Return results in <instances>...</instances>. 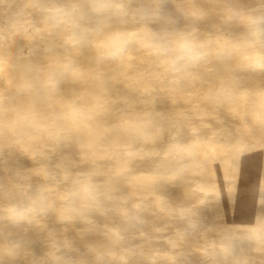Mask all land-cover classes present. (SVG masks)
Listing matches in <instances>:
<instances>
[{"label":"rangeland","instance_id":"rangeland-1","mask_svg":"<svg viewBox=\"0 0 264 264\" xmlns=\"http://www.w3.org/2000/svg\"><path fill=\"white\" fill-rule=\"evenodd\" d=\"M194 1L198 4L205 2ZM157 5L161 10L160 16L132 27L131 36L146 25L158 42L170 43L177 32L188 30V26L178 19L161 23V16L167 14V7L159 0H139L138 8L151 9ZM221 16V12L215 10L209 16L210 22L197 28L200 39L213 42L208 60L176 79L165 71L162 63L155 64L153 58L152 62L137 66L136 73L130 75V79L122 78L119 72L125 70L126 61H135L134 53L150 51L148 38L144 35L142 40L145 39L147 44L142 49L140 46L130 49L129 46L128 55L120 62L98 64L96 57L100 38L78 49L69 48L64 44L61 29H50L35 19L26 20L23 27H20V22L14 23L20 24L17 27L21 29V39L15 40L0 30V99L6 101L8 110L5 113L8 117H14L15 113L9 109L18 105L40 110L39 113H31L30 124H19L11 130L4 127L0 131V165L8 166L2 171L12 173L4 185L0 184L1 206L31 195L30 192L22 193L21 188L30 185L35 190L37 186L48 184L55 187L49 189V200H54L57 209L60 207L59 189L66 190L74 176L84 173V166L80 163L75 165L67 159L71 154L76 157L85 154L82 145L85 136L80 127L84 122L62 120L66 126L77 124L78 127L61 130L53 139L46 138L50 146L31 141V146L37 151L33 155L22 144L29 141L28 135L33 133L46 137L44 127L37 125L40 119L37 114H41L48 123H54L57 121L54 120L56 115L44 109L61 113L67 105L75 104L92 109V118L85 122L94 126L103 125L101 139L116 138L120 141L117 153H110L98 141L95 143L96 151L103 156L104 168L109 169V178L115 177L113 170L125 165V175L120 177L124 184L132 172L142 167H148L150 171L174 172L176 176L170 180L140 181L134 191L147 192L145 188L154 190L167 197L171 207L183 204L193 208L191 217L181 216L173 210L158 209L152 194H128L123 188H116L112 190L115 199L105 202L106 211L103 214L93 212L90 224L79 221L59 223L55 211L41 217L44 228L54 226L58 232L65 230V237L57 233L53 241L44 234L40 223L18 227L0 223V264H52L49 254L53 244L62 245L66 239L72 245V251L67 253L72 264H264V241L255 242L250 236L239 235L243 230L233 226H227L229 234L226 236L212 234L206 226L219 218V213L215 211L218 207L230 211L223 213L221 221L224 224L229 220L242 221L241 205L237 198L247 201V193L264 197V188L245 192L240 187L251 183L255 172L240 171L235 178L222 174L223 170L228 171L233 166L264 172V78L254 75V68L245 66L248 62L255 64L264 54V48H238L230 54L218 56V48H231L246 35L243 24H224ZM84 22L92 25L95 19L90 17ZM66 57H71L82 69V77L65 78L58 91L50 97L31 96L17 91L22 75L29 68L47 69ZM100 73L102 77L97 79ZM244 90L249 94L246 99L241 97ZM236 96L238 99L235 100ZM48 98L56 101L50 103ZM130 121L142 124L146 132H157L155 140L144 139L127 129L125 125ZM239 123L244 126L257 125L260 129L255 130L252 137L241 135L236 130ZM241 129L247 131L246 127ZM209 134L213 141L224 145V151L217 157L218 163L213 164L214 154L208 149L200 160L209 169L201 173L182 171L181 162L196 157L188 155L186 148H194V142L207 138ZM240 139L247 143L241 144ZM255 143L261 149H257ZM173 144L180 146V155L166 158L164 153ZM256 151H259V159L251 160ZM242 158L243 164L238 163ZM160 163L166 165L164 169H159ZM224 166L226 169L222 168ZM21 171L24 174L19 177ZM45 171L53 174L54 179L45 180ZM196 181L211 184L221 189L223 194L218 196L215 192L192 187ZM185 186L187 190L183 189ZM8 195L9 198L6 197ZM136 203L142 209V222L124 223L117 209H131ZM236 206L238 209L231 211ZM250 211L264 213V202L254 203ZM87 226H91L92 234H77ZM113 229H119L123 237L118 243L113 242ZM176 229L180 233L178 237L181 243L175 236ZM260 238L264 239V234L260 233ZM10 241L21 245V251L15 258L3 252ZM88 243H92L91 248ZM180 248L185 249L183 254L178 252ZM163 254L166 258L162 257ZM182 257H186V260Z\"/></svg>","mask_w":264,"mask_h":264},{"label":"clouds","instance_id":"clouds-1","mask_svg":"<svg viewBox=\"0 0 264 264\" xmlns=\"http://www.w3.org/2000/svg\"><path fill=\"white\" fill-rule=\"evenodd\" d=\"M43 22L50 29H61L63 41L66 47L81 48L93 40L100 38L101 43L97 51V63L120 62L129 52V45L133 37L122 31L113 30L112 22L131 16L137 17L141 22L150 21L160 16V7L157 5L151 9L130 8L128 0H69L68 3L53 4L49 7H41ZM197 18H203V11L190 13ZM94 17L95 23L88 25L84 23L88 18ZM171 22V21H169ZM221 22L230 24L241 23L245 27L246 35L238 44L231 48L220 47L216 50L218 56L230 54L232 50L264 48V8H258L251 12L227 8L223 11ZM140 34L148 38L150 51L153 55L162 59L165 71L174 79L188 72L201 63L208 60L211 52V40H202L198 37L197 30L179 31L175 39L170 43L157 41L154 33L143 26ZM246 67L264 68V57H261L257 64L246 63ZM83 76L82 69L71 57L59 60L47 69L34 70L29 68L21 77L17 91L31 96L50 97L54 95L65 78L79 79ZM102 73L97 74V79ZM8 107L4 99H0V111H7ZM92 118V109L70 104L66 110L54 116V120H63L72 123H83ZM31 114L17 112V122L20 125L30 124ZM180 155L179 145H169L164 156ZM45 180L54 179V175L45 171ZM20 191L30 192L26 199H21L0 206V223H7L13 227L23 224L39 223L41 217L50 212L57 213L59 223L82 222L92 223L91 214L98 212L103 214L106 209L104 204L115 198L110 194L104 185L97 182L95 173H79L71 180L70 186L61 194V205L57 209L55 204L49 200V188L47 185H40L32 190L31 186L21 188ZM123 203V202H122ZM141 207L133 205L131 209L121 207L117 209L121 219L126 224L140 223ZM114 243H118L123 237L119 229L112 230ZM21 251L18 242L10 241L3 249L5 255L15 258ZM72 251L71 242L67 239L63 244H53L50 259L52 264H72L71 258L67 255Z\"/></svg>","mask_w":264,"mask_h":264},{"label":"bare ground","instance_id":"bare-ground-1","mask_svg":"<svg viewBox=\"0 0 264 264\" xmlns=\"http://www.w3.org/2000/svg\"><path fill=\"white\" fill-rule=\"evenodd\" d=\"M161 3H163L167 7V14L161 16V23H168L169 21L177 20L183 24H186L188 26L187 31H191L192 29L199 28V25H203L204 23L210 22V17L212 16V12L215 10H219L221 14L223 11L227 8L237 9L241 10L245 13L251 12L258 8H264V0H204L205 2L202 4L196 3L194 0H159ZM35 2V3H34ZM69 0H0V24H3L0 26V30H3L6 34H8L11 38L21 39L20 35V27L24 26V23L28 19H35L38 22H43V15L41 13V7H49L53 4H61V3H68ZM130 8L132 10L139 9V0H128ZM214 2H217L216 4ZM214 4V5H213ZM203 11L205 13V16L203 18H197L195 15H191L190 13L193 12H199ZM176 17V18H175ZM94 18V17H93ZM184 21H182V19ZM95 19V18H94ZM208 19V20H207ZM20 22V24H14ZM13 23V24H12ZM85 23V22H84ZM142 22L134 16H129L124 18V21L121 22L119 19L114 20L112 22V28L109 29V31L118 30L122 32H126L131 35V28L137 25H140ZM45 24V23H44ZM20 27H17L19 26ZM211 25L215 24L211 22ZM140 30L136 33V35L132 36V42L130 43V49L134 48L135 46H140L142 49L146 44L147 41L145 39L142 40L143 35L140 34ZM175 30V29H174ZM172 32V31H171ZM1 34V33H0ZM171 42V41H170ZM136 55L135 61H126L125 70L120 71L121 75L123 76V79H130V75H134L136 73L137 66H141L142 64L146 62H152L151 58L154 59V63H162V59L160 57H157L156 55H153L151 51H137L134 53ZM131 55V54H130ZM261 57H264V54L261 55L256 61L255 64H257ZM255 73L254 75L261 76L264 78V68L256 67L254 68ZM116 71V69H115ZM133 72V74H132ZM7 82L8 79L6 80ZM17 84V83H16ZM249 97V94L244 90L241 92V97L245 98ZM9 97V96H8ZM235 100L238 99L236 96L234 98ZM47 101L50 103L52 101H56L53 98H48ZM11 112L15 113L14 117H8L6 115V111H0V131L2 132V128L7 127L8 130H11L12 128H15L19 126L17 122V112H27L29 114L31 113H39V109L30 110L29 108H25V106L18 105L16 108L9 109ZM49 110V112L57 115L59 112L51 111L50 109H44V111ZM43 111V112H44ZM38 117L40 118L37 121V125L44 127V132L46 137H40L39 134H30L28 135L29 141L23 142L22 146L30 149V154L33 155L37 151L33 146H31V141H35L38 143H41L42 146H50L49 143H47L45 140L46 138L53 139L56 136H58L59 131L61 130H67L78 127L77 124H72L66 126L62 120H57L54 123H48L44 120L43 116L41 114ZM32 116V114H31ZM103 125L99 124L98 126L91 125L87 122H84L80 127L83 130V134L85 136V140L82 142V145L85 147V154H82L80 157H76L74 154H71L67 159H70V161L78 165L84 166L82 171L85 172H93L95 173V179L97 182L101 183L105 186L107 190H109L110 194H112V190L116 188H123L125 192L128 194H137V195H144L152 194L154 196V203L157 205L158 209H165V210H173L174 212L179 213L181 216H187L189 215L191 217L193 213L192 206L183 205V204H176L175 206L171 207L168 203L167 197H164L163 195L157 193L154 190H147L145 188L144 190L147 192H136L134 191V187L138 184L140 181H144L146 179L148 180H158L159 178L162 180H170L173 179L176 176V173L174 172H162V171H154V170H147L148 167H142L136 169L134 172L131 173L128 182L123 183L121 181L120 177L125 175V167L117 168L116 170H113V173L115 175L114 178H109L107 175L108 168L105 169L103 166V156L100 155L95 148V143L98 141L99 145H103L108 149L110 153H117L118 147L120 146L119 139L116 138H108V139H101V136L104 134L103 132ZM125 127L127 129H131L134 133L139 134L144 139L149 140H155L157 137V132L154 134H151L149 132H146L143 128L142 124H137L135 122H127ZM236 130L241 133V135L248 134L249 136H253L255 130H259L260 126L257 125H247L244 126L243 123H239L236 126ZM242 127H246L247 131H242ZM214 132H217L216 129H214ZM111 134V132H109ZM241 144H246L247 141L240 139L239 140ZM257 143H255L256 145ZM182 146V145H181ZM194 148L189 149L186 148L188 155H196L195 158L183 160L181 162V169L182 171H189L192 173H201L207 169H209V166L204 164L200 158L203 156V153L206 150H210L213 154V164L218 163L217 157L219 154H221L224 151V145L222 143H218L216 141H213L211 135H207V138L198 140L194 142ZM257 149H261L259 145H256ZM255 148V149H256ZM264 150V149H263ZM259 151H256V154L251 157V160L259 159ZM243 159L238 160L240 164H243ZM65 161V159H62ZM227 164V162H226ZM166 166V165H165ZM163 163L159 164V169H164L165 167ZM8 166L6 165H0V184L4 185V181L9 175H12L10 171H2L3 168H6ZM223 169H226L225 166L222 167ZM210 170L209 172H211ZM222 174L227 178H235L236 174H239L240 171L245 172H255L253 175V180L251 183L247 185H240L241 188L244 189L245 192H254L257 188H264V172L261 169H254L252 171H249L246 168H240V167H232L230 170H223ZM38 173H41L37 171ZM24 174L23 171L19 173V177H21ZM13 175H17V173H13ZM48 188H55L54 186H50L46 184ZM192 187L207 191L209 193L215 192L218 196L222 195L223 192L221 189L214 187L211 184L196 181ZM187 190V187H183V189ZM65 190L59 189V192H57L58 195L61 196V194ZM249 196V199L247 201H243L241 198H237V201L239 202L241 206V217L242 221H236V220H229L227 224H224V222L221 221V218L224 216L223 213H230V211L222 206L215 209L219 213L218 219L208 222L206 224L207 229L212 234H218L220 236H226L229 234V231L227 229V226H233L239 229H242V234L236 233L237 235H247L252 237L255 242H262L264 241L263 238H260V233L264 234V213L263 212H251L250 206H252L254 203H263L264 197L261 196H254L251 193H247ZM9 198V195L6 196ZM51 202L55 203L53 199L50 200ZM135 205H140L139 203H136ZM190 205V204H189ZM1 206V205H0ZM147 206V205H144ZM236 206L235 209L231 210L235 212L238 208ZM189 221L192 223L189 219ZM40 227L44 230V234L50 239H53L56 237L57 233H60V236L65 237V230H62L61 232H58L57 229L52 226L50 228L44 226L41 223V220H39ZM80 229V228H79ZM261 230V232H260ZM93 231L91 230V226L85 227V230H82V232L77 231L78 235H90ZM178 229H176L175 236L177 238L178 243H181V239L178 237L179 235ZM94 242V241H91ZM95 243V242H94ZM93 243V244H94ZM90 248L92 246V243H88ZM185 251L184 248L179 249V253L183 254ZM164 258H166V255L163 254ZM183 260H186V257H182Z\"/></svg>","mask_w":264,"mask_h":264}]
</instances>
